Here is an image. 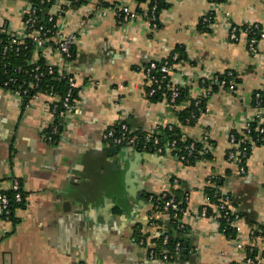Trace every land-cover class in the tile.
<instances>
[{
  "label": "crops",
  "instance_id": "0c3cea01",
  "mask_svg": "<svg viewBox=\"0 0 264 264\" xmlns=\"http://www.w3.org/2000/svg\"><path fill=\"white\" fill-rule=\"evenodd\" d=\"M164 1L156 28L147 18V0H85L78 6L56 0L51 6L55 14L66 7L59 25L77 34L68 64L78 86L75 111L50 143V100L25 107L0 88V189L8 190L17 177L26 193L25 207L15 212L18 222L0 220V264H242L250 231H263L264 145L253 147L245 172L227 157L231 134L245 133L258 114L255 94L264 89V40L249 50L246 36L230 39L231 25L264 29V0ZM31 2L0 0V32H21ZM125 6L135 17L120 22ZM206 14L212 16L210 31L200 29ZM177 46L186 58L173 62L170 76L188 98L181 105L166 96L154 101L145 67ZM46 56L55 62L51 47ZM227 72L237 75L235 90L213 88L212 76ZM203 99L198 119L181 125L183 135L202 142L209 154L194 164H183L170 150L118 148L103 139L108 127L122 122L138 134L178 125V111ZM215 176L224 179L223 192L241 215L245 248L214 218L199 216ZM164 191L188 194L186 248L168 259L153 250L162 226L149 221L168 218L148 199ZM257 246L264 247V237Z\"/></svg>",
  "mask_w": 264,
  "mask_h": 264
},
{
  "label": "built area",
  "instance_id": "2783aa9c",
  "mask_svg": "<svg viewBox=\"0 0 264 264\" xmlns=\"http://www.w3.org/2000/svg\"><path fill=\"white\" fill-rule=\"evenodd\" d=\"M41 3H54L56 0H40ZM80 0H67L68 4H76ZM149 3L154 2L151 8V17L149 23L153 28H156L159 24L156 11L158 8L157 0H147ZM66 7H62L57 14L49 13L47 16V23L40 21L39 9L36 6L35 0H32L28 8L25 10L23 17L24 29L19 33L0 34V88L10 91L16 96L22 106L31 107L32 104L39 102L46 98L49 99L51 104L49 110L53 115V123L46 132V139L50 143H54L58 137L61 136L64 129L59 124L55 123L56 118L60 120L67 119L72 116L75 111L76 96L78 93L77 80L75 75L69 70L68 64L73 58L74 48L77 43V34L74 32H65L59 25L58 17L65 12ZM135 17V13L128 7L120 9L119 20L120 22L129 21ZM212 20L211 14H206L203 17L204 22H210ZM241 36H246L249 50H256L262 40H264V29L257 23H246L242 25L232 24L230 30V39L239 40ZM51 47L56 55L54 63H50L46 60L47 51ZM33 58L30 65L32 68H26L23 64L13 65L14 58H20L23 54L27 56L28 52H31ZM41 58L46 60V64L39 62ZM179 58V53L175 52L171 58L165 57L160 62L152 61L145 67V74L151 84L150 93L153 96L157 92L169 91V102L175 104L176 99L180 96L181 87L175 85L171 79V67L173 61ZM28 59V58H27ZM172 59V61L170 60ZM57 74L59 78L68 80L67 91L60 95L53 86H41V81L48 75ZM233 72H227L222 74H216L212 76L209 81L216 84L220 88H228L229 90H235L236 82L232 79ZM208 80H203L205 85ZM165 90V91H164ZM200 100L196 101L199 105ZM255 106L257 109V116L254 120L247 123V132L251 130L252 122L258 121L260 127V133L264 132V104H262V94L257 92L255 94ZM172 128V124L169 125ZM248 136V134H247ZM183 138H186L183 135ZM103 139L111 146L118 148H133L137 147L141 150H147L149 148L154 149L158 153H163L164 149L160 145L159 137L154 133L138 134L134 132L126 122L119 123L114 126L108 127L103 133ZM231 149L229 150L227 160L236 162L240 166V170L245 172L244 159L247 156V148L245 146L240 147V143L237 141L235 134H231ZM244 143V142H243ZM194 142L188 144L185 149L188 150V155L175 153V157L179 161H187L192 156L194 149ZM171 146L176 148V141H173ZM202 153H206L204 149ZM208 184H211L209 179ZM8 191L12 192V197ZM24 189L19 178L12 179L11 186L8 190L0 189V220H11L12 199L16 203H22L25 201ZM163 198H167L168 191L161 193ZM153 196H150V202L153 205V209H158V205L152 200ZM185 199L187 201L188 194L186 193ZM209 203V202H208ZM208 203H206L200 210V217H212L219 224L220 220L226 219L229 224L234 228L235 236L232 237L236 241V245L239 248H245L244 242L239 238L241 231L240 220L241 215L229 206L228 198L217 206L216 213L208 216ZM171 209H178V202L173 196H170L165 201L163 209L159 212L168 213ZM186 210L183 212L185 214ZM177 216V214L175 215ZM153 216H149V221L160 226ZM184 222L180 223V227H184ZM264 237L263 231L256 232L250 231L249 243L247 244V254L242 264H259L261 259L264 258V247L257 246V239ZM169 239V236H165V242ZM258 248V252L253 256ZM181 244L177 243L176 250L180 251ZM165 259L169 258L168 254L164 255Z\"/></svg>",
  "mask_w": 264,
  "mask_h": 264
},
{
  "label": "trees",
  "instance_id": "16d2710c",
  "mask_svg": "<svg viewBox=\"0 0 264 264\" xmlns=\"http://www.w3.org/2000/svg\"><path fill=\"white\" fill-rule=\"evenodd\" d=\"M84 1L85 0H80L79 2L73 5L74 6L81 5L82 3H84ZM141 1H146V0H141ZM212 1L223 2L225 0H212ZM35 2H36V6L39 9L40 21L42 23H47V16L50 13L49 11L53 3L47 2V3L42 4L40 0H35ZM153 3L154 2L152 1L151 3H149V6H148V10L146 13L148 19H150V17L152 16L151 8H152ZM157 5H158V8L156 11V15L159 20L161 11L164 8H166L168 4L164 0H157ZM200 29L204 31H210L209 23L201 22ZM1 33L2 32H0V34ZM175 52L179 53V58L175 61L186 58V53H185V49L183 48V46H177L168 55V58H171ZM32 58H33V55H32V50H31V52L27 53V56L23 54L20 58H14L12 60L13 65L23 64L25 65L26 68L31 69L32 65H30V62ZM170 60L172 61V59ZM160 61L161 59L156 60V62H160ZM39 62L42 64H46L45 63L46 60L44 58H41ZM232 79H234L235 82L238 81L237 75L234 72H233ZM48 85L53 86L55 91L58 94L63 95L67 91L68 80L59 78L57 74L48 75L46 76V78H44L41 81V86L46 87ZM216 87L218 86L216 84H213V88H216ZM259 92H261L262 94V104H264V89ZM170 94L171 93L169 91H165V93L163 91H160L154 94L152 96V99L155 101V100H159L163 98L164 96H166L169 99ZM187 98L188 97H187L186 92L184 91V89L181 88L180 96L176 99L175 104L181 105L186 101ZM205 109H206L205 99H203L199 105H197L196 102L192 100L189 106L184 107L178 111V117H179L178 125L172 124V128H170L169 125L161 126L153 132L160 139V145H162L164 149L163 153L166 152L167 150H170L173 156L175 155L176 152L180 153L181 155L182 154L188 155V150H186L185 147L194 141L195 144H194V149L192 151V156L189 157L187 161H182V163L183 164H194L200 158H203L204 156H209V154H206V153L202 154L201 151L204 150V145L202 142L192 140L191 138H188V137L183 138V132L181 129V125L193 124ZM55 123L59 124L61 127L63 126V121L60 120L59 118H56ZM129 127L131 128L130 125ZM258 127H260L259 122L255 121V122H252L251 130L249 133L247 132V129L244 131L245 132L244 134H239L237 132H234L237 141L240 143V147L245 146L247 148V156L244 159L245 165H246V161L249 155L252 152L253 147L257 145H264V132L260 133ZM245 134L246 135L248 134V138L246 139H245V136H246ZM173 141H176V148L174 149L171 146ZM223 186H224V179L219 176H215L211 178V184L205 187V194L207 195L208 202H209L208 203V216L214 215L216 213L217 206H219L220 203L225 200V198H228V202H229L230 200L229 195L223 192V189H222ZM8 193L12 197V192L8 191ZM23 195H24L25 201H23L22 203H16L14 199H12V202H11V210H12L11 220L15 224L18 222V219L15 217L16 210L19 208H24L26 205V193L24 192ZM150 196H153L152 200L154 201L155 204L158 205V209H156L157 211H160L163 209V205L165 204V201L168 198H170V196H173L176 199V202H178V209L169 210L168 213H166L168 215V218L165 221L158 220V219L155 220L156 222H158V224L162 226V228L159 230L157 236L154 238L155 247L153 248V250L161 254L166 253L169 256L182 255V253L184 252L186 248L185 234H187L188 232V225H185L184 227H180V223L183 222L182 220L183 215H184L183 212L187 209V205H188L184 198L185 194L183 196H180V194L178 193L177 194L169 193L167 198H163L162 194H153ZM149 198L150 197L148 196V199ZM229 206H231L230 203H229ZM176 214L177 216H175ZM220 226H221V229L227 235H230L232 237L236 235L234 228L229 224V222L226 219L222 218L220 220ZM166 235L169 236V239L165 242L164 238ZM177 243L181 244L180 251L176 250ZM256 252H258V248H256L255 252H253L252 255L255 256L257 254Z\"/></svg>",
  "mask_w": 264,
  "mask_h": 264
},
{
  "label": "water",
  "instance_id": "95a60500",
  "mask_svg": "<svg viewBox=\"0 0 264 264\" xmlns=\"http://www.w3.org/2000/svg\"><path fill=\"white\" fill-rule=\"evenodd\" d=\"M126 159H127V158H126ZM126 159H124L125 162H126ZM122 198H123L124 200H123L122 204L120 205V207H121V208H124V210H126L125 207L128 205V201L126 200V198L124 197V195L122 196Z\"/></svg>",
  "mask_w": 264,
  "mask_h": 264
},
{
  "label": "rangeland",
  "instance_id": "374dc122",
  "mask_svg": "<svg viewBox=\"0 0 264 264\" xmlns=\"http://www.w3.org/2000/svg\"><path fill=\"white\" fill-rule=\"evenodd\" d=\"M147 228H150V226L148 225Z\"/></svg>",
  "mask_w": 264,
  "mask_h": 264
},
{
  "label": "flooded vegetation",
  "instance_id": "af4514ba",
  "mask_svg": "<svg viewBox=\"0 0 264 264\" xmlns=\"http://www.w3.org/2000/svg\"><path fill=\"white\" fill-rule=\"evenodd\" d=\"M123 156H125V155H123Z\"/></svg>",
  "mask_w": 264,
  "mask_h": 264
}]
</instances>
